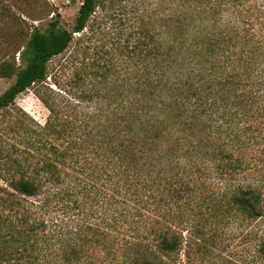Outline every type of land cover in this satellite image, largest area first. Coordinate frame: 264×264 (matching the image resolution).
Masks as SVG:
<instances>
[{"label":"trees","instance_id":"1","mask_svg":"<svg viewBox=\"0 0 264 264\" xmlns=\"http://www.w3.org/2000/svg\"><path fill=\"white\" fill-rule=\"evenodd\" d=\"M105 1L0 59L1 118L67 52L44 124L0 142V264H179L184 232L203 250L209 218L264 214V0H171L155 22Z\"/></svg>","mask_w":264,"mask_h":264},{"label":"rangeland","instance_id":"2","mask_svg":"<svg viewBox=\"0 0 264 264\" xmlns=\"http://www.w3.org/2000/svg\"><path fill=\"white\" fill-rule=\"evenodd\" d=\"M108 1H105L107 6ZM111 1L114 6L126 9L133 18L132 21H136L137 14L144 11L151 15L155 22L163 15L164 9L167 7L166 4L171 0ZM171 2L174 3L175 0ZM0 3L2 4V9H0V59L3 55L12 56L15 54L16 62L20 63L17 48L25 44L30 28L37 26L43 30L54 17L59 19L60 26L70 28L81 0H0ZM108 8L110 9V7ZM97 12L102 15L105 10L98 7ZM66 56L67 52L50 60L48 63L50 73L46 80L35 83L19 93L14 104L3 112L0 118L1 143L7 146V140L9 142L18 141L19 143H15V145L19 148L23 147L24 143L20 140L23 133L16 127L20 119L25 118L28 122L29 116L31 118L30 124L32 120L35 124L36 122L41 125L44 124L49 111L36 94L43 91L49 93L46 89L47 86L52 89L56 87L50 76L56 74L60 66H66ZM13 81V77H0V94ZM262 180L264 193V176ZM74 220L75 222L87 220L98 223L100 218L96 219L83 212L74 215ZM263 233L264 214L256 220L245 219L237 215L216 221L209 218V241L205 242L203 250H200L198 240H195L194 237L189 239L188 234L184 232L177 260L179 264H264V259L257 253V244ZM48 258L49 264H61L56 253L51 254Z\"/></svg>","mask_w":264,"mask_h":264}]
</instances>
